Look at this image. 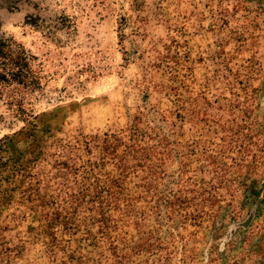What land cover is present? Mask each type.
Segmentation results:
<instances>
[{"label": "rangeland", "instance_id": "1", "mask_svg": "<svg viewBox=\"0 0 264 264\" xmlns=\"http://www.w3.org/2000/svg\"><path fill=\"white\" fill-rule=\"evenodd\" d=\"M0 35L42 76L2 87L0 264H264V0H0Z\"/></svg>", "mask_w": 264, "mask_h": 264}, {"label": "trees", "instance_id": "2", "mask_svg": "<svg viewBox=\"0 0 264 264\" xmlns=\"http://www.w3.org/2000/svg\"><path fill=\"white\" fill-rule=\"evenodd\" d=\"M27 23L37 26L36 17L28 15ZM36 56L33 55L25 46L18 43L14 37H7L0 35V96L3 94L4 86L11 87L16 85L20 89L29 91H36L42 88L41 71L34 68V60ZM131 134L130 140L126 141L118 134L106 133L104 138L95 140V147H100L101 156L97 164L103 168L107 163L114 160L117 156H135L142 150L147 149L137 142L138 138L136 128L132 125L129 128ZM88 145V144H87ZM120 147H124L123 152L119 154ZM95 165L88 171L89 175H93ZM103 177L100 174L94 176V192L98 199H102L105 192L112 187L111 184L104 183ZM108 187L109 189H106Z\"/></svg>", "mask_w": 264, "mask_h": 264}]
</instances>
